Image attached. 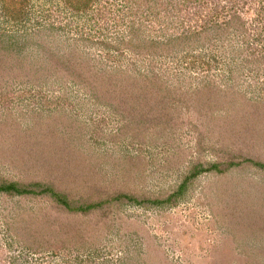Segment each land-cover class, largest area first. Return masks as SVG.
Listing matches in <instances>:
<instances>
[{
  "label": "rangeland",
  "instance_id": "1",
  "mask_svg": "<svg viewBox=\"0 0 264 264\" xmlns=\"http://www.w3.org/2000/svg\"><path fill=\"white\" fill-rule=\"evenodd\" d=\"M1 182L97 207L0 194V264H264V0H0Z\"/></svg>",
  "mask_w": 264,
  "mask_h": 264
},
{
  "label": "trees",
  "instance_id": "2",
  "mask_svg": "<svg viewBox=\"0 0 264 264\" xmlns=\"http://www.w3.org/2000/svg\"><path fill=\"white\" fill-rule=\"evenodd\" d=\"M233 164H229V166H232ZM262 167V165H258ZM216 169V166H213L212 169ZM201 167H195L192 169L191 173L189 174L188 177L184 178L183 182L180 184V186L177 188L176 191H174L165 201H159V200H139L135 195H120V196H115L112 201H120L121 199H126L129 203H134L135 205H140L141 203H148V204H161V203H168L169 201H172L176 197H180L183 193V190L186 186V183L188 180L195 178L197 175H199L203 170ZM218 172L220 171L219 169L217 170ZM0 194H6L9 196L16 195V196H23V195H45V194H50V197L54 199L58 204L62 205L66 210L70 212H80V213H86L94 208L97 207V205L89 204V205H78L74 206L72 202L68 201L66 196L60 194L59 192H56L50 185H43L41 183H31L29 185H19L17 183H6V182H1L0 183ZM106 201L105 203H107ZM76 203V202H75ZM101 205L103 203H100ZM99 204V205H100ZM100 205V206H101Z\"/></svg>",
  "mask_w": 264,
  "mask_h": 264
}]
</instances>
